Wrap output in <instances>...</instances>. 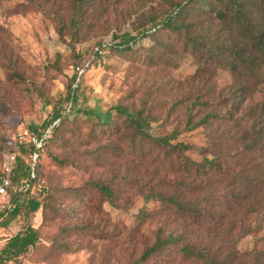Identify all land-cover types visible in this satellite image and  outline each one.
<instances>
[{
  "label": "rangeland",
  "instance_id": "1",
  "mask_svg": "<svg viewBox=\"0 0 264 264\" xmlns=\"http://www.w3.org/2000/svg\"><path fill=\"white\" fill-rule=\"evenodd\" d=\"M182 1L91 0L86 11L76 16L67 0H0V158L6 139L12 142L18 133L37 135L54 108L65 106L77 66L83 70L78 107L93 108L99 117L114 105L126 106L131 112L142 109L150 117L149 134L160 137L178 131V140L191 145L187 155L193 160L199 161L201 150L208 145L207 131L215 135L223 127L236 130L241 110L264 96V67L254 79L255 85L246 91V101L234 121L218 125L215 120L206 130L184 131L189 92L226 91L231 83L228 73L218 71L204 86L193 83L197 63L192 56L175 52L176 40L170 35L165 36L169 45L164 50L155 49L153 39L145 38L129 52H110L102 61L92 63L93 51L104 45L111 33L129 32L152 15H166L174 3ZM111 114L112 122L99 130L93 117L66 120L53 141L42 146L38 179L27 194L33 207L39 204L38 209L28 214L18 211L17 206L12 212L0 211L15 214L10 228H0V240L28 223L38 230L39 240L20 258L21 264H129L153 241L161 223L168 229H182L188 224L184 216L172 214L163 204L145 202L142 194L150 188L185 198L213 192L214 210L223 204L222 185L231 171L223 178L208 175L207 180L202 176L192 185L188 173L174 171L175 160L170 167L153 150L139 155L131 140L145 141L144 137L128 126L124 115ZM115 126L119 132H114ZM67 138L69 145L63 143ZM221 142L222 162L231 169H238L242 163L245 167L249 155L238 153L235 142L224 138ZM105 144L118 147L104 150ZM56 157L73 161L68 160L71 165L61 164ZM22 158L29 164V153ZM90 179L111 186L114 202L91 188L87 184ZM195 184L200 190L193 188ZM43 187L49 197L41 193ZM144 208L156 213L153 220L139 223V211ZM248 210V206L239 209L247 214L236 216L232 225V229L236 226L235 233L240 222L248 227L235 247L245 254L244 264H264V210ZM144 264L201 263L167 249Z\"/></svg>",
  "mask_w": 264,
  "mask_h": 264
},
{
  "label": "trees",
  "instance_id": "2",
  "mask_svg": "<svg viewBox=\"0 0 264 264\" xmlns=\"http://www.w3.org/2000/svg\"><path fill=\"white\" fill-rule=\"evenodd\" d=\"M67 1L77 16L78 13L83 14L86 11L91 0ZM130 31L119 35L111 33L108 41L93 51L92 63L102 61L110 52H129L137 42L145 38L153 39L155 49L164 50L169 45L165 36L170 35L176 40L175 52L192 56L197 63L196 71L191 77L193 83L201 82L204 86L211 82L212 78H216L221 70L229 74L231 83L226 91L215 93L214 89H198V92L193 89L189 92L186 97L189 99V108L184 131L206 130L215 120L218 125L231 119L234 121L236 113L246 101V91L255 85L253 81L264 67V0H183L174 3L166 15H152L147 22L138 24ZM74 71L71 78L73 87L68 89L65 106L54 108L51 118L43 125L42 131L37 133L40 138L50 127L44 145L51 139L53 141L56 134L62 131L66 120L93 117L96 120L94 125L99 130L102 125L112 122L111 113H120L124 115L128 126L145 139L138 142L131 140V145L137 153L143 155L153 150L160 153L170 167H174L172 163H175V160L177 164L174 171L188 173L192 177V185L202 176H206L207 180L208 175L223 178L231 171L227 182L222 185L223 189L221 188L225 191V199L217 210H214L212 204L213 200H216L213 192H208L205 196L194 195L193 198H185L181 194L167 195L151 188L143 192L142 198L145 202L161 203L172 214L184 216L188 224L182 229L187 231H182L181 228L168 229L164 222L161 223L156 229L153 241L129 264H144L167 249H172L183 259L191 258L201 264H244L242 259L245 254L239 253L235 244L239 237L248 233V227L240 222L235 233L233 230L236 226L232 229V225L236 216H246L247 212H239V209L245 206L249 207V212L264 210V96L253 106L241 110L242 117L237 119L241 122L237 123L236 130L223 127V130L215 133L218 136L213 135L210 130L207 131L208 145L201 150V159L196 161L187 155L191 145L178 140V131L169 136H151L148 132L150 117L144 115L142 109L131 112L126 106L114 105L103 117H99L93 108L78 107L77 96L82 78L76 69ZM17 76L22 78L19 74ZM198 114L200 116L197 118ZM119 129V126L113 127L114 132H119ZM221 138L237 143L238 153L249 155L250 162L246 160L247 164L243 167L240 160L242 164L238 169H231L224 164L221 160ZM4 143L0 163L3 153L11 146L7 139ZM63 143L69 145V138L63 139ZM145 145L148 147H144ZM113 147L118 146L105 144L102 148L107 150ZM42 148L36 149L31 143L22 144L10 177L12 186L29 184L26 190H9L10 202L17 206L18 211H25L26 214L35 212L39 207L38 203L36 207L32 206L27 194L31 185L38 179L37 168ZM26 153L30 154L29 164L22 158ZM33 153L37 155L32 167ZM55 159L58 163L67 165H71L68 160L73 161L69 157ZM87 184L103 193L106 201L114 202L115 192L111 186L93 179L88 180ZM193 188L200 190L197 184ZM41 193L49 197V191L44 187ZM155 213L153 210L141 209L138 215L139 223L146 219L153 220ZM14 216L15 214L7 212L0 214V228H8ZM224 223H228V226L225 227ZM38 240L37 228L29 223L25 224L15 234L7 236L0 246V264H21L20 258L28 248L35 246Z\"/></svg>",
  "mask_w": 264,
  "mask_h": 264
},
{
  "label": "built area",
  "instance_id": "3",
  "mask_svg": "<svg viewBox=\"0 0 264 264\" xmlns=\"http://www.w3.org/2000/svg\"><path fill=\"white\" fill-rule=\"evenodd\" d=\"M98 48H96L97 50ZM76 71L78 72V75L82 73V69L79 67L75 68ZM50 132V127L47 128L42 137H37V135H34L32 133L29 134H23V133H18L14 140L11 142L10 148L3 153L1 163H0V211L8 210L10 212L16 210V205L14 203H11L9 198H10V189L12 188L13 191L15 190H26L29 188V184L25 183L24 186H12L11 184V174L13 172L15 162H16V156L19 151V147L22 144L25 143H31L34 145L36 149L42 148L46 138L49 136ZM36 153L32 154V159L33 163L31 166L33 167L35 158H36ZM31 177H33V173H31ZM2 198H6V201H2Z\"/></svg>",
  "mask_w": 264,
  "mask_h": 264
},
{
  "label": "crops",
  "instance_id": "4",
  "mask_svg": "<svg viewBox=\"0 0 264 264\" xmlns=\"http://www.w3.org/2000/svg\"><path fill=\"white\" fill-rule=\"evenodd\" d=\"M8 228H10V227L8 226ZM17 231H18V230H17ZM17 231H16V232H17ZM16 232H13V234H15ZM13 234H9V236H11V235H13ZM6 237H7V236H6ZM6 237H5L4 239L0 240V242H1V243H4V242H5V239H6Z\"/></svg>",
  "mask_w": 264,
  "mask_h": 264
}]
</instances>
